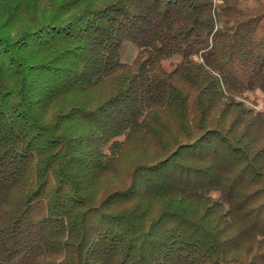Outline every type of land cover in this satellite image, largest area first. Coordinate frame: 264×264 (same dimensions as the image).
Returning a JSON list of instances; mask_svg holds the SVG:
<instances>
[{
    "label": "trees",
    "instance_id": "16d2710c",
    "mask_svg": "<svg viewBox=\"0 0 264 264\" xmlns=\"http://www.w3.org/2000/svg\"><path fill=\"white\" fill-rule=\"evenodd\" d=\"M217 1L0 0V264H264V0Z\"/></svg>",
    "mask_w": 264,
    "mask_h": 264
},
{
    "label": "rangeland",
    "instance_id": "374dc122",
    "mask_svg": "<svg viewBox=\"0 0 264 264\" xmlns=\"http://www.w3.org/2000/svg\"><path fill=\"white\" fill-rule=\"evenodd\" d=\"M216 2L218 1L216 0ZM134 49L135 48L131 47L129 53L125 55V58L127 60H130L132 58L134 54ZM176 59H173V60H176ZM164 65L166 68H170L172 65V62L165 61ZM245 96L246 98L242 100L246 105L252 106L257 109L264 108V99H262V95L255 96L249 93V94H246ZM148 152L149 150L145 149L144 143L141 140H139V138L131 139V141H129L121 150L120 158L115 161L116 171L118 175L120 177L125 178L127 174L129 173V171L133 168L135 162H137L138 159H140V157H145L146 153ZM107 177L108 176H106L105 180H103V182L101 183V185L104 187L107 186L111 182L110 179L114 180L116 179L117 176H114V177L111 176V177H108V179Z\"/></svg>",
    "mask_w": 264,
    "mask_h": 264
}]
</instances>
